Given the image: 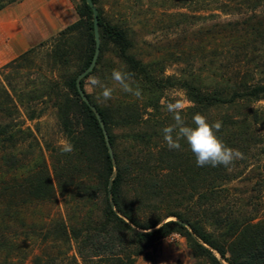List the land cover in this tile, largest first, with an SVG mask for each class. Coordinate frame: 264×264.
<instances>
[{
    "label": "trees",
    "instance_id": "16d2710c",
    "mask_svg": "<svg viewBox=\"0 0 264 264\" xmlns=\"http://www.w3.org/2000/svg\"><path fill=\"white\" fill-rule=\"evenodd\" d=\"M93 2L99 11L100 56L81 87L100 118L77 83L97 45L94 12L86 0L77 7L78 19L50 43L45 59L52 78L28 94L19 93L9 77L8 85L0 79V264H11L1 259L12 249L8 219L29 227L46 246L32 264H135L173 234L186 238L196 264H264L262 173L250 187L231 186L236 180L250 182L248 168L259 166L264 155V106H257L264 101V0H232L229 10L238 17L216 22L235 43L211 53L222 70L211 81L203 69L194 72L190 57L184 77L165 76L164 68L137 53L128 23L111 18L99 0ZM37 52L29 49L2 70L19 69ZM114 69L134 74L142 99L118 88L104 103L87 92L92 76L110 86ZM175 86L191 101L182 113L186 123L192 125L196 113L221 121L217 135L244 159L230 169L198 167L185 141L181 150H169L162 129L174 121L161 100ZM50 111L72 152L63 153L60 144L43 147L38 125H28ZM60 197L64 215L30 224L21 218L31 207L55 205Z\"/></svg>",
    "mask_w": 264,
    "mask_h": 264
},
{
    "label": "rangeland",
    "instance_id": "374dc122",
    "mask_svg": "<svg viewBox=\"0 0 264 264\" xmlns=\"http://www.w3.org/2000/svg\"><path fill=\"white\" fill-rule=\"evenodd\" d=\"M80 2L81 0H0V6H5L3 9L16 5L22 7L20 10L15 7L7 10L1 15V19L20 15L21 34L26 42H33L38 34L27 7L37 9L41 30L40 40L34 46L38 48L37 56L31 62L13 71L2 70V67L10 61L0 65V79L5 85H8L5 80L9 77L19 93L28 94L41 86L46 79L52 78V72L45 59L46 53L53 38L78 19L77 7ZM232 3H234L232 0H99V5L111 18L115 20L123 18L135 31L137 53L146 61L157 63L158 68H164L165 76L184 77L186 62L190 57L195 63L194 72L199 74V70L203 69L204 72L201 73L207 81L214 78L213 74L217 77L222 73V70H219V63L211 53H221L235 43L233 38L222 34L219 32L221 29L215 27L216 22L238 17L229 10L228 6H232ZM42 43L47 46L39 48ZM109 87L119 88L114 81ZM86 89L89 93L95 92L97 96L101 91V89H91L88 80ZM180 95L186 96L185 90L175 86L165 90L162 100ZM257 106H264V101ZM162 110L166 111L164 106ZM27 123L34 128L36 124L38 125L37 135L43 147L46 143L59 145L65 140L53 111L35 122ZM45 157L51 166L47 150ZM255 169L257 171H254ZM259 172L262 173L260 178L264 180V155L259 166L252 164L248 168L247 175L251 179L250 182L236 180L231 186L250 187L257 180ZM262 201L264 203V189ZM56 214H65L61 197L55 205L31 207L22 214L21 218L23 217L30 224L38 223L45 217ZM6 226L9 228L7 236L8 242L12 243L10 247L12 249L2 254L1 259H8L11 264H32L33 258L46 246L29 232V227L21 228L19 220L8 219ZM72 253H75V245L72 247ZM135 264H196V260L186 238L173 234L163 239L156 248L139 256Z\"/></svg>",
    "mask_w": 264,
    "mask_h": 264
},
{
    "label": "clouds",
    "instance_id": "9594fccd",
    "mask_svg": "<svg viewBox=\"0 0 264 264\" xmlns=\"http://www.w3.org/2000/svg\"><path fill=\"white\" fill-rule=\"evenodd\" d=\"M133 76L134 74L130 72L118 69H114L111 73V79L121 91L142 99V90L139 85L135 84ZM88 85L91 89H101L97 96L101 102L107 103L113 99L114 87L107 86L98 76L89 77ZM161 104L172 115L174 121L162 129L163 138L169 150H181V141H185L194 154L198 167L224 166L230 169L237 161L245 158L239 149L228 146L217 135L222 128L221 121L209 122L205 115L196 113L192 117V125L186 123L182 113L191 106V101L186 96L180 95L162 100ZM60 147L63 153H70L74 149V146L67 140L61 141Z\"/></svg>",
    "mask_w": 264,
    "mask_h": 264
},
{
    "label": "crops",
    "instance_id": "0c3cea01",
    "mask_svg": "<svg viewBox=\"0 0 264 264\" xmlns=\"http://www.w3.org/2000/svg\"><path fill=\"white\" fill-rule=\"evenodd\" d=\"M13 7L18 10L22 8L20 5H16L0 11V65L12 61L29 49L34 48L41 36L40 25L38 22L39 15L35 8L27 7L30 11L29 15L34 21V29H36L38 33L37 38L31 43L26 42L21 34L20 26L22 23V17L20 15L8 19H1V15ZM12 51H14V53H12Z\"/></svg>",
    "mask_w": 264,
    "mask_h": 264
},
{
    "label": "water",
    "instance_id": "95a60500",
    "mask_svg": "<svg viewBox=\"0 0 264 264\" xmlns=\"http://www.w3.org/2000/svg\"><path fill=\"white\" fill-rule=\"evenodd\" d=\"M86 1L94 12L95 35H96L97 45H96V52H95L94 59H93L92 63L83 73H81L78 76L77 83H78L79 90H80L84 100L91 106V108L95 111L97 116L100 118V115H99L96 107L91 104V102L89 101V99L87 98V96L85 95V93L81 87V80L84 79L85 77H87L88 75H90V73L95 69V67L97 66V63H98L99 56H100V33H99V11H98V7L95 5L93 0H86ZM101 123H102V121H101ZM102 126L104 127L103 123H102ZM105 134H106V138H107L108 143H109V138H108V134H107L106 130H105ZM109 146H110V143H109ZM110 152H111V155L113 156V150H112L111 146H110Z\"/></svg>",
    "mask_w": 264,
    "mask_h": 264
}]
</instances>
